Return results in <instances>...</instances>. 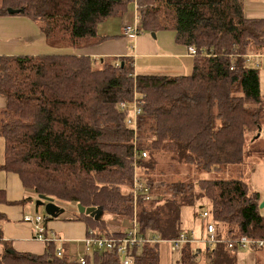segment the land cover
<instances>
[{
	"label": "trees",
	"instance_id": "1",
	"mask_svg": "<svg viewBox=\"0 0 264 264\" xmlns=\"http://www.w3.org/2000/svg\"><path fill=\"white\" fill-rule=\"evenodd\" d=\"M246 1L136 0L141 33L173 32L177 43L198 53L190 74L171 77L136 75L128 56L74 54L108 40L99 35V25L125 16L132 0H4L0 15L23 10L18 15L37 24L49 48L73 52L0 58V95L6 99L1 169L60 207L102 208L99 220L76 208L67 220L83 221L88 232L104 237L126 233L108 227L105 217L111 216L136 217L145 237L177 239L189 233L181 229L182 209L206 199L222 240L208 250V262L236 264L239 250L227 249L230 240L264 239L261 194L241 169L233 172L247 167L248 156L263 153L257 148L264 95L260 73L247 57L264 55V19L247 18ZM136 97L143 115L133 131L119 103ZM227 172L238 176L192 179L195 173ZM136 176L147 191L137 202ZM4 220L0 215V264H80L65 251L59 256L55 243L44 255L13 250L3 241ZM197 251L186 245L181 263L199 264ZM133 255L134 264H160V243L145 244ZM86 264H122V257L97 251Z\"/></svg>",
	"mask_w": 264,
	"mask_h": 264
},
{
	"label": "crops",
	"instance_id": "2",
	"mask_svg": "<svg viewBox=\"0 0 264 264\" xmlns=\"http://www.w3.org/2000/svg\"><path fill=\"white\" fill-rule=\"evenodd\" d=\"M4 5V0H0V9L3 8ZM245 15L247 18L251 19H264V0H247L245 2ZM137 19L138 11L135 4V11L130 7L129 12L125 16L110 19L103 23V25H99V35L108 40L98 46L74 52V54L89 56L92 59H100L102 57L121 58L128 56L134 60L136 75L177 77L190 74L193 69L194 57L188 54V50L185 46L177 43L173 32H158L155 36L152 33H141L134 40H130L123 35V28L126 25H136ZM116 20V26L114 22H110ZM105 25L112 27L113 32L106 29L107 27ZM101 26L103 29H106V31L101 32ZM72 52L73 50H56L49 48L44 34L37 24L29 18L18 14L0 15V58L4 56ZM254 56L263 57L264 55ZM5 107L6 99L0 95V112ZM5 159V140L0 136V166L5 163ZM248 159V169L244 178L251 184L254 190L260 192L263 201L264 154L248 156ZM1 191L3 201H0V215H3L5 218L1 224L3 241L19 253H31L35 255H44L47 253L49 246H47L45 242L35 239L31 224L24 221L26 216H30L26 210L32 211V209L30 210L29 204L33 203L32 200L34 198L38 200L37 196L25 189L22 181L16 174L7 172L0 167V192ZM14 202L21 205L17 210L12 208ZM36 207L38 206L36 205ZM262 214L264 215L263 212ZM68 217L69 216H63L57 220L48 221L49 223L47 222L48 224L46 223V226L49 231L54 230V232H58L59 235H57L59 237L61 235L68 239L64 241L62 250L67 252L68 255L72 257L73 261H75L79 255L85 254L83 249L88 230L83 221H78L84 223H78L81 227L57 222L59 219L68 221ZM205 227L206 225L203 224L201 232V235L204 233L202 236L204 237V242L206 239ZM129 228L130 227L124 228L122 231L125 230L124 232H126ZM115 231L120 230H114V232ZM199 246L200 245L195 244L194 247L198 249L201 248L202 250L200 251L205 252L204 260L206 259L207 261L208 248ZM3 250V244H0V254ZM235 254L232 255L235 256ZM236 256V264H264V248L239 250Z\"/></svg>",
	"mask_w": 264,
	"mask_h": 264
},
{
	"label": "built area",
	"instance_id": "3",
	"mask_svg": "<svg viewBox=\"0 0 264 264\" xmlns=\"http://www.w3.org/2000/svg\"><path fill=\"white\" fill-rule=\"evenodd\" d=\"M136 8H137V2ZM138 11V10H137ZM139 12H138V19L136 25H126L123 28V35L126 38H129L130 40L136 39L140 34L141 31L138 29L139 25ZM188 54L192 57H195L198 55L196 49L194 47L188 48ZM253 56L249 55L247 57V60L250 62L252 60ZM119 108L121 111H128V119H127V126L133 131H137L138 121L139 118L143 115V103L141 100L138 99V97L135 98L133 103H125L121 102L119 103ZM264 134V130L262 131ZM143 157H146V154H143ZM136 169V173H137ZM137 177V176H136ZM134 191L135 196L134 200L137 202L138 200V194L140 192H147L145 188V184L143 181H140L138 177L135 180L134 184ZM200 217L203 219L210 218L211 215L208 211H201L199 213ZM47 217V216H46ZM42 215H35L34 217L26 216L24 218V221L31 224L33 230L35 239L43 241L49 246L51 243H57L58 241H61V237H59L54 231H49L46 226L47 218ZM140 228L137 224V219L134 217V220L132 222L131 227L126 231V233L117 238L113 237H104L99 236L96 232L93 230H89L87 233V237L84 241V255H79L78 258L74 261L75 263L80 264H86V257L93 252H109V253H118L122 257V264H134V255L133 250L134 249H140L142 246L148 243H161L162 240L159 238H153V237H145L139 232ZM206 242L207 246L212 247L213 245L222 242V240H219L217 238V229L215 224L211 221L206 225ZM194 233H185L183 232L177 239L168 241L174 251H180L182 247H184L187 244H196L195 242L198 241L194 238ZM228 248L229 249H238V250H248V249H260L264 248V239H250L247 237H241L235 241L230 240L228 242ZM57 254L59 256L63 255L62 249H57Z\"/></svg>",
	"mask_w": 264,
	"mask_h": 264
},
{
	"label": "rangeland",
	"instance_id": "4",
	"mask_svg": "<svg viewBox=\"0 0 264 264\" xmlns=\"http://www.w3.org/2000/svg\"><path fill=\"white\" fill-rule=\"evenodd\" d=\"M134 1L136 2V0H132L131 8H132V10L135 11V2ZM110 22L111 23L114 22V24L116 26L115 22H117V20L116 21H110ZM105 26L107 27L106 29H109L110 31H112V27H110L108 25H105ZM102 29H103V27L101 26L100 27V31L101 32L106 31V29H103V30ZM250 64H251L250 67L258 69V71L260 73L261 91H262V94L264 95V56L263 57H254L253 56L252 62ZM263 130H264V128H263ZM258 143H259V145H258L257 149H259L262 152H264V134L262 136V140L260 139ZM263 154L264 153H261V155H263ZM246 162L247 163L249 162L248 158H247ZM164 164H165V162L163 161V162L160 163V166H162ZM233 168H234L233 172L240 173V169H241L242 170V174L246 176V171H247L248 167H233ZM159 172H160V170H158V172H156V174L159 173ZM237 176H236V174L229 173V172L223 173V174H218V173L198 174V173H195V174L192 175V179H194V180L203 179V178L204 179H223V178H227L228 179V178H234V177L236 178ZM153 177L155 179H159L160 178V176L158 174L154 175ZM172 177H173L174 180H182V177L177 178L175 175H173ZM36 201H37L36 198H34L32 200L33 203L29 204L30 210L32 209V211L26 210V212L29 213V215L31 217H34L37 214L42 215V216H47L46 212H45V206L36 207ZM200 204H203L202 208H200V206H199ZM199 205L196 206L195 208L184 207L182 209L181 229H183L184 231H188L189 233L193 232L194 235H195V237H193L194 238L193 239L194 242H195V240L198 239V241H196L195 243L200 245V246H202V247L204 246V248L206 247L209 250V247L207 246L206 239H205V242H204V237H202L204 235V233H203V235H201V232H202V229H203L202 225L203 224L207 225V223L210 222V218L203 219L199 215V213L201 211H207L209 202H208V200L203 199L202 202L199 203ZM19 206H21V205H19L16 202H14L13 205H12V208L17 210V208ZM61 208L65 209V211H66L63 216H70L71 215V210H69V209H74V208L77 209V205L70 204V205H65V207L61 206ZM262 212L264 213V209H262ZM63 216H61V217H63ZM105 218L107 219L108 227L111 228L112 231H114V230H120L121 231L124 228L131 227L132 222H133L132 219H127V220L114 219L113 220V219H111L112 218L111 216H106ZM57 219H54V220H57ZM109 220H110V222H109ZM57 222H62L64 224H69V225H75L76 227H81L79 224H84V223L78 222V221H70V220L65 221V220H62V219H59ZM205 230H206V227H205ZM116 232H119V231H116ZM203 232H204V230H203ZM55 233L58 234V232H56V231H55ZM60 237H61V241H58L56 243L57 249H63L64 241L68 240L64 236L60 235ZM192 246H195V244L192 245ZM185 247H186V245L184 247H182L180 251H174L172 245L168 241H163L162 240L161 243H160V252H161V262H160V264H182L181 263V256H182V252H183ZM197 250H198L197 252L199 253L197 261L200 264H209L208 260L207 261H206V259L204 260L205 252L204 251H200V250H202L201 248H199V249L197 248Z\"/></svg>",
	"mask_w": 264,
	"mask_h": 264
},
{
	"label": "water",
	"instance_id": "5",
	"mask_svg": "<svg viewBox=\"0 0 264 264\" xmlns=\"http://www.w3.org/2000/svg\"><path fill=\"white\" fill-rule=\"evenodd\" d=\"M9 14H20L23 13V10H13L8 9ZM154 35V34H153ZM155 36V35H154ZM36 205L38 207L45 206V212L47 217L51 219H57L65 214V209L56 205L54 200L45 196H38V200L36 201ZM78 212L83 215H89L96 220H99L103 216L102 208H85L82 205L77 206ZM260 209H264V199L260 204Z\"/></svg>",
	"mask_w": 264,
	"mask_h": 264
}]
</instances>
